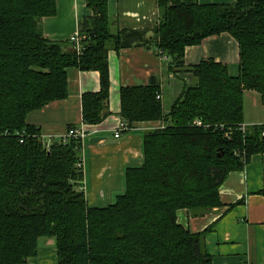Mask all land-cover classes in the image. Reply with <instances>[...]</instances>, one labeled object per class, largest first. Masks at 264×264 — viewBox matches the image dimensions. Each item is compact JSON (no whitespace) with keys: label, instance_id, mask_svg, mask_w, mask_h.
Wrapping results in <instances>:
<instances>
[{"label":"trees","instance_id":"1","mask_svg":"<svg viewBox=\"0 0 264 264\" xmlns=\"http://www.w3.org/2000/svg\"><path fill=\"white\" fill-rule=\"evenodd\" d=\"M108 1L85 0L92 15L79 20L76 44L42 33L55 0H0V264H26L40 238L54 239L58 264H210L205 233L184 229L176 213L195 217L221 207L226 176L264 153L263 126L236 130L246 93L264 106V0H157L151 32L118 29ZM223 33L238 46L236 74L211 59L185 65L186 48ZM130 47H152L169 71L189 73L195 83L183 86L166 115L157 79L120 89L121 121L163 128L144 132L143 161L125 170L124 192L90 209L80 187L81 143L47 149L26 116L65 99L66 71L75 68L99 73L100 90L82 95L81 115L86 125L102 123L110 116L108 51Z\"/></svg>","mask_w":264,"mask_h":264},{"label":"crops","instance_id":"2","mask_svg":"<svg viewBox=\"0 0 264 264\" xmlns=\"http://www.w3.org/2000/svg\"><path fill=\"white\" fill-rule=\"evenodd\" d=\"M55 1V15L41 20L42 33L52 42L71 41L77 35L79 20L91 16V11L85 0ZM196 1L230 5L236 0ZM107 14L120 30L151 32L158 16L157 0H109ZM205 59L224 64L229 74L234 75L239 60L237 43L229 34L223 33L185 49L186 66ZM107 61L110 116L102 123L86 125L81 115L82 95L100 90L99 73L81 72L75 68L66 71L65 99L51 102L26 116V124L43 136L58 137L69 127L84 130L86 137L80 150L83 182L80 187L90 209L108 207L124 192L125 170L142 164L144 132L162 125L160 121L134 123L120 138H113V131L120 122V89L144 87L151 78L157 79L162 112L166 115L183 86L195 83L189 73L169 71L167 59L157 55L152 47L110 50ZM245 98L252 111L245 115L243 109V124L264 127V106L257 95L246 93ZM218 192L221 207L195 217L187 210H178L177 223L191 233H205L202 249L210 264H264V153L252 155L242 170L230 172ZM26 264H58L54 239H38L36 255Z\"/></svg>","mask_w":264,"mask_h":264},{"label":"built area","instance_id":"3","mask_svg":"<svg viewBox=\"0 0 264 264\" xmlns=\"http://www.w3.org/2000/svg\"><path fill=\"white\" fill-rule=\"evenodd\" d=\"M78 40H79V38L76 35L74 38L71 39V42L78 44ZM77 51H79V48H77ZM196 125L199 126V125H201V123L198 122V123H196ZM160 128H163V125H161ZM246 128H247V126L242 123V124L238 125L236 130H239L241 132H245ZM128 130H129L128 125L125 122L120 121L118 123L117 128L113 131V137L115 139H118V138H120L122 132L128 131ZM230 134H231V131L229 130V131L225 132L224 137L230 138ZM262 135L264 136V131H263ZM85 137H86V133L84 132L83 129H81V128H70V129H67L64 134L59 135L58 137L40 135L39 139L44 144V146L48 149L50 147V145L53 143H58V144H62L63 146H65L72 140L79 141L82 144V141L84 140ZM78 165H79V167L82 166V159L79 160Z\"/></svg>","mask_w":264,"mask_h":264},{"label":"rangeland","instance_id":"4","mask_svg":"<svg viewBox=\"0 0 264 264\" xmlns=\"http://www.w3.org/2000/svg\"><path fill=\"white\" fill-rule=\"evenodd\" d=\"M252 111V107L251 105H249L248 103V99L245 98L244 99V112H245V115H247L248 113H250ZM79 166V165H78Z\"/></svg>","mask_w":264,"mask_h":264},{"label":"bare ground","instance_id":"5","mask_svg":"<svg viewBox=\"0 0 264 264\" xmlns=\"http://www.w3.org/2000/svg\"><path fill=\"white\" fill-rule=\"evenodd\" d=\"M162 58L165 59V57H163V56H162ZM165 60H166V59H165ZM120 121H121V120H120ZM116 128H117V127H116ZM116 128H115V129H116ZM130 129H131V128H129V130H130ZM161 129H162V128H161ZM129 130H128V131H129ZM124 132H127V131H124ZM122 133H123V132H122ZM242 133H244V132H242ZM121 135H122V134H121ZM39 136H40V135H39ZM113 138H114V137H113Z\"/></svg>","mask_w":264,"mask_h":264},{"label":"water","instance_id":"6","mask_svg":"<svg viewBox=\"0 0 264 264\" xmlns=\"http://www.w3.org/2000/svg\"><path fill=\"white\" fill-rule=\"evenodd\" d=\"M220 155L218 154L217 157H219Z\"/></svg>","mask_w":264,"mask_h":264}]
</instances>
